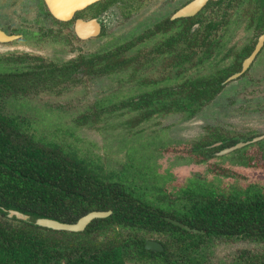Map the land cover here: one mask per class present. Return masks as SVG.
Listing matches in <instances>:
<instances>
[{
    "label": "trees",
    "instance_id": "obj_1",
    "mask_svg": "<svg viewBox=\"0 0 264 264\" xmlns=\"http://www.w3.org/2000/svg\"><path fill=\"white\" fill-rule=\"evenodd\" d=\"M260 1L264 7V0ZM110 2L96 3L88 11L99 15ZM41 3L44 13L51 17ZM9 62L0 63V264H264V255L250 249H241L229 263L210 260L220 243L249 240L264 245L263 183L250 181L249 175L243 184L237 167L223 162L232 152L215 155L211 146L219 138L210 139L212 133L198 134L193 138V149L180 153L188 161L194 158L196 163H206L205 173L183 177L174 175V168L167 166L169 175L165 177L158 169L160 164H151L149 156L141 154L152 143L156 148L167 144L162 132L140 137H148L149 143L132 142L134 148L127 147L128 162L122 169L107 170L102 162L80 154L69 144L34 134L37 127H49L45 121L4 111L12 100L10 107H15L19 102L14 100L54 91L78 71L96 76L118 74L129 67V61L118 54H92L61 67L40 57ZM211 80H190V88L179 97L181 102L175 98L177 90L166 89L140 97V101L132 100L128 105L143 111L130 125L137 127L152 116L172 112L192 115L196 112L194 101H207L220 88V80L208 87ZM198 85L202 88L195 87ZM120 95L123 99L127 93ZM111 96L98 101L97 107L105 108L117 95ZM155 102L160 105L154 107ZM168 150L163 148V152ZM236 154L238 167L247 163L245 153ZM214 158L221 162H209ZM154 175L160 180L152 182ZM10 210L28 215L31 222L7 217ZM93 211L112 213L94 219L82 232L34 224L38 218L76 223ZM167 218L199 232L187 231ZM148 240L159 242L163 251L147 250Z\"/></svg>",
    "mask_w": 264,
    "mask_h": 264
},
{
    "label": "rangeland",
    "instance_id": "obj_2",
    "mask_svg": "<svg viewBox=\"0 0 264 264\" xmlns=\"http://www.w3.org/2000/svg\"><path fill=\"white\" fill-rule=\"evenodd\" d=\"M41 1L0 0V27L7 32L18 31L19 34L25 35L24 38L11 43H0V63H10L9 59L18 61L22 57H41L61 67L81 56L97 54L102 57L118 54L120 58L129 61V67L122 73L100 76L78 71L54 91L41 92L14 100L19 102L15 107H10L12 100L9 107L4 108L5 112L21 114L20 116L32 119L36 117L49 126L35 128L34 134L59 144H69L80 154L102 162L107 170L118 171L128 162L126 149L132 142L149 143L148 137L151 133L162 132V140L167 144L156 148L152 143L141 154L149 156L151 164H160L158 169L163 170L161 174L165 177L169 175V171L165 170L167 166L174 168V175L194 174L200 177L206 172V163H196L193 161L194 158L188 161L182 154L180 155L181 151L184 154H186L185 151H191L193 138L204 131L205 128L198 125H202L204 121L209 123L207 134H213L210 135V139L227 133L230 137L238 139L245 136L251 138L264 133V107L261 112L253 111L248 107H237L243 100V95L238 93L235 95L236 92L233 93L232 87H239L240 82L231 83L223 90L222 95L214 94L211 99L200 104L202 107H194L196 112L192 115L172 112L157 117L152 116L137 127L130 125L143 110L129 106V102L134 99L139 100L140 97L161 89L177 90L175 98H179L183 95V90L190 88L189 81L198 75L196 69L191 66L196 61L195 56L192 57V62L189 60L183 62L181 67L174 66L173 53L172 55L164 53L165 47H163L165 39L170 34L168 32L164 34L159 28L181 5L180 2L186 0H115L116 8L112 9L116 12H111L114 16L111 15L108 19L107 33L103 37L89 41H82L75 37L70 25L63 26L46 19ZM220 7L226 9V3ZM245 8L256 9L257 5L252 4L250 7L246 5ZM181 49L183 53L188 50L182 47ZM190 51L188 50L189 55ZM255 68L252 71V77L257 79L258 85L251 84L255 80H247L248 85L245 91L249 97L246 98L262 103L264 102L262 89L264 88V56L258 59ZM197 70L199 75L206 76L209 66L207 63L199 64ZM261 76L262 78H258ZM120 93H127V96L122 99ZM115 94L116 99L112 98L113 101L107 103L105 108L97 107L98 101ZM214 102L216 104L214 107L207 106ZM159 105L157 102L153 104L154 107ZM245 109L249 110L243 113ZM144 136L148 137L140 140V137L145 138ZM187 143L190 145L185 148ZM176 146L177 149L174 148ZM253 147L255 148L249 149L248 155L252 159L248 158L246 165L238 167L235 162L236 152L243 155L247 150L244 148L241 152L235 151L228 154L223 162H229L237 167L238 173L243 175V184L248 182L250 175V181L263 183L264 186V140ZM256 147H260V150ZM163 148L169 150L163 152ZM135 149L138 150V148ZM139 156L140 154L136 158ZM210 161L221 162V159L214 158ZM254 162L259 165L251 166ZM177 167L182 168L184 173L181 174ZM155 180L160 179L154 175L151 181ZM224 183L225 181L222 180V184ZM241 249H250L252 252L264 255V245L240 240L218 244L210 260L213 263L232 262ZM126 264L139 263L127 262Z\"/></svg>",
    "mask_w": 264,
    "mask_h": 264
},
{
    "label": "flooded vegetation",
    "instance_id": "obj_3",
    "mask_svg": "<svg viewBox=\"0 0 264 264\" xmlns=\"http://www.w3.org/2000/svg\"><path fill=\"white\" fill-rule=\"evenodd\" d=\"M192 1L194 0H186L185 2L182 3L180 2L181 5L175 11H173L172 14L169 15V17L165 21L166 23L164 25H160L159 28L164 34H166V32L170 34L163 43V47H165L164 53L171 55L173 53L174 56L173 64L175 67H179V66L181 67V65H183V62H188L189 60H191L192 62V57L195 56L196 61L194 62V65L191 66L193 69L194 68L196 69L197 72L196 74L198 75L194 78L212 79L211 84L208 87H211L213 81L220 80L218 82L220 88L217 91V94L219 95H222L224 93L223 90H225L229 85H231V83L240 82L239 87L236 86L232 87L233 93L236 92L235 95H237V93L239 95H243L242 97L243 100H241L238 103L239 105H237V107H248L249 109L251 108L253 111L261 112L264 107V102L258 103L255 99L246 98L249 97V95L245 91V89L247 88L246 86L248 85L247 80L250 79L255 80L252 81L253 82L251 83L252 85L255 84L258 85V83H256L257 79H253L252 77V71L256 69L255 65L258 59L261 56H264V43H263L260 50L251 60V62H249L248 65L246 63L248 61V58H250L256 51V48L259 44V39L264 34V7H262V2L260 0H217V1L211 0L207 2L206 5L193 16L174 18L175 14L179 10L187 6ZM130 3L132 4V1H130ZM224 3H226L227 6L226 9L220 7L224 5ZM115 4H116L115 0H111L109 8L105 9L103 12H101L99 15L96 16L93 15L97 13L96 11L94 12L88 11V8L91 7L90 6L85 10L77 13L75 18L69 22L58 21L54 19L52 16L48 17L45 13L44 16L46 19H49L53 23L63 26L70 25L75 37H77L79 40L82 41H89L98 37L99 38L103 37L107 33L108 19L111 15L114 16V13L111 12H116L115 10L113 11L112 9V8H116L114 6ZM252 4L257 5V8L256 9L250 8L251 10L245 8L246 5L250 7ZM116 6L118 8V5ZM77 19H81L84 21H91L93 19H98V22L100 23L99 34L96 36L89 37L88 39L79 38L74 30L75 21ZM173 23H175L174 28L176 27V30L172 31L171 27ZM185 27L186 29H184ZM7 33L20 35L21 37L18 40L25 37V35L19 34L18 31L7 32ZM26 33L31 34L30 32H26ZM181 47L188 48V50H191L190 55L188 54V50H185L184 51L185 53H183ZM172 49L174 50L172 51ZM205 63H207V65L209 66L210 71L208 70L206 76L199 75L197 70L199 68V64H205ZM258 78H262V76ZM195 87L202 88V86L199 85ZM262 89L264 90L263 87ZM176 99L179 101V98ZM134 100L140 101L141 98L139 100L137 99ZM205 101L206 100H202V101L198 100L196 102L194 101L193 106L202 107V105L200 104ZM215 105H216L215 102L210 103L209 105L207 104V106L209 107L210 106L214 107ZM249 109H245V111L242 112L246 113V111ZM209 116H211V114H209ZM212 124H210V126H212ZM199 126H203V128H207L209 126V123L204 121L203 124L198 125V127ZM202 132L203 134H206L207 129H204V131ZM202 132H200L199 134H201ZM217 137L219 139L214 140L215 139L214 138L213 139L214 142L212 143L211 146L214 147V153L216 156L226 155L228 153L225 154H220V153H222V151H224L225 149L236 146L237 144H243L238 149H243V148L247 149L244 155L245 157L244 160L247 161L248 158L252 159L251 156H248L249 149L255 148L253 147V145H256L258 142L264 140V133H260L251 138H247L249 136H245L240 139L235 137H230L228 133L225 135H218ZM259 137H263V138H261L260 140H255L256 138ZM259 148L260 147L258 148L256 147V149ZM261 152L262 151H260V153ZM255 164L259 165L258 163L254 162V164L251 166H254Z\"/></svg>",
    "mask_w": 264,
    "mask_h": 264
},
{
    "label": "water",
    "instance_id": "obj_4",
    "mask_svg": "<svg viewBox=\"0 0 264 264\" xmlns=\"http://www.w3.org/2000/svg\"><path fill=\"white\" fill-rule=\"evenodd\" d=\"M102 0H43L44 5L50 15L61 22H69L72 21L76 14L85 10L86 8L92 6L93 4L100 2ZM211 0H194L189 3L187 6L179 10L174 18L179 17H190L195 15L198 11H200L207 2ZM217 1V0H213ZM77 36L81 39H88L89 37L96 36L100 32V23L98 19H93L91 21H84L81 19H77L75 21V28H74ZM21 36L8 34L2 28H0V43H11L18 40ZM264 43V34L259 39V44L256 48L254 54L248 58L246 62L247 65L251 60L255 57L257 52L260 50L262 44ZM239 75V74H238ZM234 78V77H233ZM263 137L256 138L255 140H260ZM243 144H237L234 147L225 149L220 154H225L238 149ZM111 211H93L88 213L87 215L81 217L76 223H64L54 219L49 218H38L34 224L39 227L48 228L56 231H67V232H82L85 228L94 220V219H102L106 218L111 215ZM7 217L13 218L15 217L18 220H22L24 222H31V219L28 215L15 211L10 210L8 211ZM172 224L179 226L187 231L192 232H199L197 229H191L189 226L171 218H167ZM145 248L147 250L152 251H163L162 245L154 240H148L145 244Z\"/></svg>",
    "mask_w": 264,
    "mask_h": 264
}]
</instances>
